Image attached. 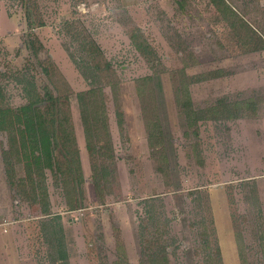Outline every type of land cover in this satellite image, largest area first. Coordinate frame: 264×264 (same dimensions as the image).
<instances>
[{"label":"rangeland","instance_id":"obj_1","mask_svg":"<svg viewBox=\"0 0 264 264\" xmlns=\"http://www.w3.org/2000/svg\"><path fill=\"white\" fill-rule=\"evenodd\" d=\"M0 109V264H264V0H0Z\"/></svg>","mask_w":264,"mask_h":264},{"label":"trees","instance_id":"obj_2","mask_svg":"<svg viewBox=\"0 0 264 264\" xmlns=\"http://www.w3.org/2000/svg\"><path fill=\"white\" fill-rule=\"evenodd\" d=\"M94 94H96V92L91 91L78 95L80 105L89 104L87 101L88 99L91 100L92 95ZM47 96H50V99L46 96L44 98L40 97L39 102H30L19 110V117L22 121L27 146L30 152V162L25 163L24 165L27 171L28 180H22L21 187H24L27 181L33 184L34 178H36L35 175L39 179V185L43 186L44 181L47 178L46 172H53L55 168L58 167V160L55 157V151L59 146V134L55 131L56 121L55 118H51L50 110H57L58 106L61 105V101L59 99H55L49 93ZM49 100L53 105L51 108L48 106L45 108L39 107L40 105L47 103ZM57 111L59 115L60 110L58 109ZM17 118L18 117L14 110L0 109V133L7 134L12 142H16L15 131ZM86 122H88V120ZM89 140L90 138L88 137L87 131V142H89ZM17 152V156L19 157L18 163L21 164L24 161L20 157L19 151ZM10 154H13L12 149L9 152L4 151V161L5 165L8 167L11 166L9 160ZM31 169H33L34 172H32ZM8 173H15V165L10 167V171Z\"/></svg>","mask_w":264,"mask_h":264},{"label":"crops","instance_id":"obj_3","mask_svg":"<svg viewBox=\"0 0 264 264\" xmlns=\"http://www.w3.org/2000/svg\"><path fill=\"white\" fill-rule=\"evenodd\" d=\"M11 257V256H10ZM9 261V260H8ZM12 263V262H11Z\"/></svg>","mask_w":264,"mask_h":264}]
</instances>
